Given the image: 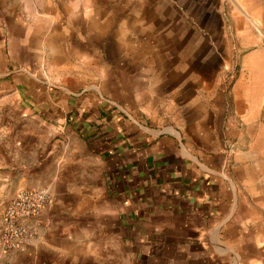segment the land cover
Wrapping results in <instances>:
<instances>
[{"label": "crops", "instance_id": "0c3cea01", "mask_svg": "<svg viewBox=\"0 0 264 264\" xmlns=\"http://www.w3.org/2000/svg\"><path fill=\"white\" fill-rule=\"evenodd\" d=\"M234 2L228 36L146 0H0V201L53 196L0 264H264V0Z\"/></svg>", "mask_w": 264, "mask_h": 264}, {"label": "rangeland", "instance_id": "374dc122", "mask_svg": "<svg viewBox=\"0 0 264 264\" xmlns=\"http://www.w3.org/2000/svg\"><path fill=\"white\" fill-rule=\"evenodd\" d=\"M133 1L139 2L140 0H133ZM146 1H149V3H151V5L149 4L148 11L150 12L153 11L152 12L153 14L149 17V22H156L155 17H156V11L158 10V12L161 13L163 17H161L160 15L157 22H160L163 25H168L169 22L168 19H170L171 16L177 14L180 20V25H206V27H201V28H205V30H208L212 33L223 32L222 28H220V25H226L228 36L231 34L233 35L234 33L233 28L231 27L232 25H234V23L230 17L231 14H229L232 11L234 12L236 9L234 0H225V4L222 7V10L219 9L220 0H163L169 3L168 5H172V3L173 5H175L176 11L173 12H171V10L167 9L166 7H164L163 9L162 7L156 8L153 2H156L157 4L160 5L162 0H146ZM12 7L13 4L10 3L8 8H12ZM167 12L170 15L171 14L173 15L168 17ZM6 16L10 17V15H3L2 18L6 19ZM232 45H234V43H232ZM236 76H237L236 70L233 72L229 71L227 83H231ZM2 113L11 114L13 112L11 109L5 111L0 106V114ZM6 122L0 120V163L3 162V153H2L4 148L3 141L6 139H4L2 133ZM4 191H5L4 185H2L0 181V198L1 195H3ZM7 205L5 204L4 206L3 202L0 201V224L2 221L3 212L7 207Z\"/></svg>", "mask_w": 264, "mask_h": 264}, {"label": "built area", "instance_id": "2783aa9c", "mask_svg": "<svg viewBox=\"0 0 264 264\" xmlns=\"http://www.w3.org/2000/svg\"><path fill=\"white\" fill-rule=\"evenodd\" d=\"M53 203L48 189L25 190L10 200L0 224V251L12 253L23 251L37 238V230L28 225L38 223L44 209Z\"/></svg>", "mask_w": 264, "mask_h": 264}]
</instances>
